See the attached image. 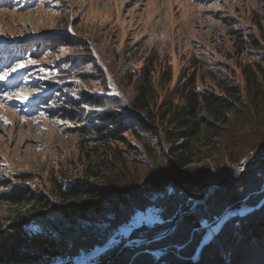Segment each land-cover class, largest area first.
Masks as SVG:
<instances>
[{"label":"rangeland","instance_id":"1","mask_svg":"<svg viewBox=\"0 0 264 264\" xmlns=\"http://www.w3.org/2000/svg\"><path fill=\"white\" fill-rule=\"evenodd\" d=\"M11 49L18 52L12 61ZM258 66L264 67V0H0V264L127 263L121 247L144 240H131L135 232L175 223L151 207L126 226L116 221L141 198L167 196L161 180L171 171L129 133L96 136L95 113L119 104L132 110L147 83L152 113L137 112L153 125L161 122L160 106L179 102L176 90L187 80L200 91L225 95L223 83L245 94L246 73ZM258 108L250 127H243V113L233 115L221 135L202 141V161L188 169L235 175L211 186L224 188L211 204H228L223 216L202 219L193 230L200 242L191 264H205L203 249L222 240L231 218L264 205V198L256 207L249 196L239 198L264 158L238 163L255 143L230 135L237 126L241 134L263 133L264 102ZM171 149L165 144L164 154ZM209 227L218 229L205 241ZM244 244L235 264L264 262L262 250ZM166 250L144 253L160 260Z\"/></svg>","mask_w":264,"mask_h":264},{"label":"trees","instance_id":"2","mask_svg":"<svg viewBox=\"0 0 264 264\" xmlns=\"http://www.w3.org/2000/svg\"><path fill=\"white\" fill-rule=\"evenodd\" d=\"M8 55L11 56L12 61V57H16L18 52L11 49ZM21 56L24 57L25 53H21ZM246 74L245 94H242L238 87L223 85V83L218 85V88L225 95L209 90L200 91L194 79L187 80L176 90L179 102L176 103L173 100L160 106L157 113L161 122L155 121L153 125L147 124L138 113H145V111L152 113L153 105L148 97L153 90L148 87L147 83L139 88V95L131 105L132 110L119 104L117 107L108 108L107 112L95 113V121L99 123V126L94 129L96 136L100 134L102 137L113 139L116 132L120 134L129 133L141 143L150 159L161 158L165 169L171 171L166 172L168 177L161 180L162 183L168 186L169 190L165 194L167 196H164L158 202L143 198L137 200L140 204L132 205L134 208L131 211L125 208L126 212L123 214V220L116 221V225L126 226V222L128 223L136 212L149 207L163 211L165 216L162 219L171 220L172 225L178 221L182 213L189 212L196 201L203 200L208 195L211 186H224L229 179L235 177L230 170L225 172V176H217L204 169H199L198 172L189 171L188 169L202 161L201 157L204 154L200 151L199 144L202 141H211L213 137L221 135L224 129L222 127L230 125L233 115L243 113V127H250L256 120L255 115L259 112L258 105L263 106L264 102V67L258 66L256 71ZM24 84H28V82L24 80ZM97 103L98 108L106 106L105 102ZM114 108L119 109V111H114ZM246 112L248 113L246 114ZM260 122L262 121L260 120ZM237 127L230 135L247 137L248 141L251 142L250 145L255 143V147L251 150H254L253 154L241 157L243 160L238 163L246 161L251 165L256 164V161L264 158V132L241 134L242 127ZM148 136L154 137L150 141ZM154 140L157 141L156 144L153 143ZM165 144L172 146L168 154H164ZM261 164L263 167L249 173V185L241 188L242 194L239 195L240 199L249 196L246 202L252 207L258 206L261 199L264 198V192H258L261 188L259 182L264 180V161ZM158 177L159 174L154 176L156 179ZM128 192L132 193L135 190H129ZM255 192L259 194H255ZM222 194L224 193L221 191L214 192L204 205L198 206L191 215L184 216L174 232L167 238L158 242L147 243L139 250L124 249L122 259L126 256L127 259L124 260L127 263L125 264H191L200 242V239L194 240V238H191L192 232L200 229L199 223L202 219L213 220V217L223 216V212L227 207L225 204H228V201H225L224 204L220 199L217 205L210 202L211 199L222 196ZM70 195L72 193L66 196ZM126 195H124L125 198ZM149 195L151 194L146 196ZM129 198L127 197V199ZM248 209V212L252 211L250 208ZM229 212V216H233L236 210ZM245 214L247 213H241V216ZM123 223L125 224L123 225ZM225 228V231L222 232L224 236H222L221 241L215 243L212 248L203 249L201 258L205 264H235L234 258L238 256L237 249L244 243V245L250 244L249 247H254L256 252L262 250V253H264V205L245 217L231 218ZM208 229L205 241L214 237L218 227H209ZM166 231L167 229H160L157 232L143 235L140 232H135L130 239H149ZM226 242L231 243V245ZM166 248L167 250L162 253L163 257L160 260L156 259L154 255L144 253L146 250L160 251ZM128 254L136 256L131 260L133 256L128 259ZM259 264H264V262Z\"/></svg>","mask_w":264,"mask_h":264},{"label":"water","instance_id":"3","mask_svg":"<svg viewBox=\"0 0 264 264\" xmlns=\"http://www.w3.org/2000/svg\"><path fill=\"white\" fill-rule=\"evenodd\" d=\"M224 188H218V187H211L209 189L208 195L200 202L196 203L193 205V207L190 209L189 212H184L181 214L180 218L178 219V221L174 224V226H172V228L168 229L166 232L153 237V238H149V239H144V240H138L135 241L134 244H127L124 246V248L121 250V253L123 252L124 249H129V250H139L141 249L145 244L147 243H153V242H158L160 240H163L165 238H167L169 235H171L174 230L177 228V226L180 224L181 220L183 219L184 216H189L191 215L194 210L201 204H203L205 201H207L213 194L214 191H223ZM133 243V242H132ZM119 253V255L121 254Z\"/></svg>","mask_w":264,"mask_h":264},{"label":"snow or ice","instance_id":"4","mask_svg":"<svg viewBox=\"0 0 264 264\" xmlns=\"http://www.w3.org/2000/svg\"><path fill=\"white\" fill-rule=\"evenodd\" d=\"M21 67H22V65H21Z\"/></svg>","mask_w":264,"mask_h":264}]
</instances>
